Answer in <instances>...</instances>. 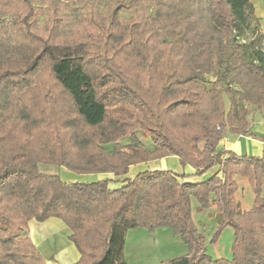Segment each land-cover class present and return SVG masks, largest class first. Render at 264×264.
<instances>
[{
	"label": "trees",
	"instance_id": "1",
	"mask_svg": "<svg viewBox=\"0 0 264 264\" xmlns=\"http://www.w3.org/2000/svg\"><path fill=\"white\" fill-rule=\"evenodd\" d=\"M102 1L113 6L115 14L147 3L152 22H163L162 42L175 57L169 62L170 74L162 89L169 101L165 115L168 119L196 116V132L191 144H176L163 114L160 123L148 128L151 145L134 142L125 151L108 150L106 146L114 140L108 137L103 144L96 143L99 156L77 160L79 169H71L68 162L50 161L44 146L39 150L30 149L31 144L18 148L0 144V264H46L23 231L30 220L49 218L62 220L70 229L69 238L81 254L74 264H127V230L159 226L169 227L189 249L187 255L168 264H264V158L239 156L219 148L227 134L252 135L251 126L263 119L264 36L252 0ZM151 7L153 10H149ZM40 42L42 46L24 71L47 67L82 124L102 127L111 94L102 93L85 69L88 45ZM207 76L213 80L210 89L205 87ZM193 84L202 87L209 98H201L200 92L192 90ZM123 92L126 95L118 92L119 98L128 101L133 92L128 87ZM206 98L218 102L207 109L202 106ZM28 116L24 108L25 119ZM85 147L80 144L77 149ZM170 155L177 156L182 167H192L194 176L200 177L212 168L218 171L202 181L185 182V175L146 170L112 189L108 179L64 183L58 174L39 169L40 164H56L75 174L122 176L131 164ZM237 178L245 179L254 195L250 209L239 208ZM193 198L201 209L215 205L220 227L233 228L231 261L206 255L204 237L191 220ZM99 225L105 235L100 234Z\"/></svg>",
	"mask_w": 264,
	"mask_h": 264
},
{
	"label": "rangeland",
	"instance_id": "2",
	"mask_svg": "<svg viewBox=\"0 0 264 264\" xmlns=\"http://www.w3.org/2000/svg\"><path fill=\"white\" fill-rule=\"evenodd\" d=\"M59 1L0 0V144L15 148L31 144L30 149L39 150L42 146L47 147L50 161L68 162L71 169H79L77 160L81 157L99 156L96 143L103 144L102 141L111 136L114 140L106 146L108 150L125 151L126 146L134 142L151 145L148 128L160 123V115H165L169 101L162 89L166 75L170 74L169 62L175 58L162 42L163 22H152L151 12L146 10L147 3L115 14L114 7L102 0ZM40 40L88 45L85 69L98 89L100 85L102 93L112 95L107 99L108 117L102 127L89 128L82 124L69 97L47 67L37 72L24 71L42 46ZM206 78L209 82L205 87L210 89L212 78ZM127 87L133 94H129L128 101H121L118 92L125 96L123 89ZM191 88L200 92L201 98H209L208 94H203L202 87L193 84ZM217 102L216 98L212 102L207 99L202 101V106L208 109ZM24 108L29 113L26 119ZM189 117H165L170 137L176 144H191L197 117ZM80 144H86V147L78 151ZM39 156L43 157V154L39 153ZM45 160L49 161L48 158ZM60 168L56 164L39 165L43 173L59 172L64 183L71 180L63 169L71 170ZM133 174L132 171L129 176ZM237 182L239 189L235 195L239 208L250 209L254 195L245 179L237 178ZM190 210L193 224L204 237L206 255L211 259L231 261L234 230L231 226L220 227L217 207L201 209L193 198ZM98 228L100 234H106L101 225ZM63 238L66 239L64 234ZM50 240L47 241L48 251L54 253L57 251L55 244L61 240ZM188 251L183 239L169 227L130 228L125 235L124 259L127 264H168L187 255Z\"/></svg>",
	"mask_w": 264,
	"mask_h": 264
},
{
	"label": "crops",
	"instance_id": "3",
	"mask_svg": "<svg viewBox=\"0 0 264 264\" xmlns=\"http://www.w3.org/2000/svg\"><path fill=\"white\" fill-rule=\"evenodd\" d=\"M252 3L254 6L255 15L260 19L261 33L264 36V1L252 0ZM250 132L252 133L250 136H236L233 134H227L225 138L221 140L219 148L229 150L239 156L264 158V113L263 119L257 121L251 126ZM146 170L171 171L180 176L185 175L186 178L183 179L185 182L202 181L204 180L203 178H206L207 176L210 177L216 173V171H218L216 168H214L212 174L210 173L212 169H210L200 177L194 176L193 174L195 173V170L190 166L182 167L178 157L175 155L149 161L147 163L142 162L131 164L128 168L127 174L122 176H114L111 173L77 175L63 169L66 177L73 179L65 181L66 183H93L108 179L109 187L112 189L120 187L122 184H124L125 180L133 179L139 173H142ZM132 171L134 174L130 177L129 174ZM77 179H87V181H79ZM25 233L32 240L46 264H74L78 262L81 257L77 247L69 238L71 234L70 229L62 220L58 218H49L42 222L30 220ZM56 234L60 235L57 236ZM63 234L66 236V239L63 238ZM49 238L53 240H61V243L55 244L57 251L54 253L48 251L50 248L47 246V241L51 242Z\"/></svg>",
	"mask_w": 264,
	"mask_h": 264
}]
</instances>
